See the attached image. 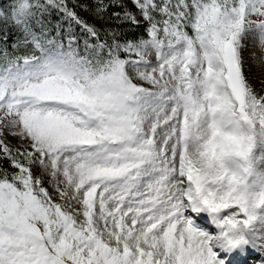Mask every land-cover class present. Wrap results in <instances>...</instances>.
Here are the masks:
<instances>
[{
	"label": "snow or ice",
	"instance_id": "obj_1",
	"mask_svg": "<svg viewBox=\"0 0 264 264\" xmlns=\"http://www.w3.org/2000/svg\"><path fill=\"white\" fill-rule=\"evenodd\" d=\"M0 264H264V0H0Z\"/></svg>",
	"mask_w": 264,
	"mask_h": 264
}]
</instances>
